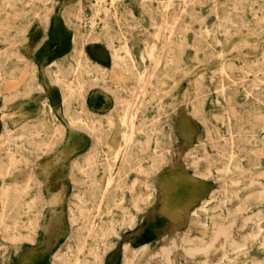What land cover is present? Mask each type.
Returning <instances> with one entry per match:
<instances>
[{"label": "rangeland", "instance_id": "374dc122", "mask_svg": "<svg viewBox=\"0 0 264 264\" xmlns=\"http://www.w3.org/2000/svg\"><path fill=\"white\" fill-rule=\"evenodd\" d=\"M164 248L264 264V0H0V264Z\"/></svg>", "mask_w": 264, "mask_h": 264}, {"label": "bare ground", "instance_id": "6f19581e", "mask_svg": "<svg viewBox=\"0 0 264 264\" xmlns=\"http://www.w3.org/2000/svg\"><path fill=\"white\" fill-rule=\"evenodd\" d=\"M103 1V0H102ZM113 3V1H112ZM184 3V2H183ZM180 17V16H179ZM143 45V44H142ZM126 50V48H125ZM70 58V57H69ZM142 59V57H141ZM143 61V60H142ZM112 63L114 64V67H118L120 64L118 63V55L116 53H114L113 57H112ZM229 64V63H227ZM135 79L138 82H141L142 79L138 78V76H135ZM109 80H111L112 82H114L117 86H120L122 87L123 85V78L122 76L114 71H111L110 72V75H109ZM76 83L75 82H71L69 83V85L67 86V92L68 94H73L75 91L77 92L78 94V97H80L81 99V105H80V109H86L88 108V105L87 103L85 102V97H84V93H85V90H84V87L83 85L78 82L77 78H76ZM100 89V88H99ZM132 92V91H131ZM130 92V93H131ZM104 93V92H103ZM103 95V94H102ZM106 95V94H105ZM107 97V96H106ZM47 104V103H46ZM126 106H129V104L127 103ZM50 108V107H49ZM128 109V108H127ZM181 111V110H180ZM65 117V116H64ZM114 117V116H113ZM185 118V117H183ZM188 118V116H187ZM119 119V118H118ZM126 119H127V114L124 116L123 120H122V123L123 124H126ZM186 119V118H185ZM182 120V119H181ZM121 121V120H120ZM178 121V120H177ZM183 121V120H182ZM179 122V121H178ZM181 122V121H180ZM115 123V121H114ZM120 123V122H119ZM187 123V122H186ZM189 123V122H188ZM180 124V123H179ZM120 125V124H119ZM183 125V124H182ZM188 124H185V126H187ZM67 126V125H66ZM181 126V125H179ZM133 127V123H132V120L129 122V128L132 129ZM65 128V127H64ZM115 129V127H114ZM181 129V128H180ZM183 129V128H182ZM181 129V130H182ZM133 130V129H132ZM117 131V130H116ZM121 137H120V145L119 147L116 149L115 151V154L116 156L120 154V152L122 150H125L128 148V144L132 138V132H123L121 133L120 132ZM117 136V135H116ZM115 138V137H114ZM59 139V136H57V140ZM107 141H109L107 139ZM116 141V140H115ZM106 142V141H105ZM117 142V141H116ZM187 144V143H186ZM109 145V144H108ZM111 149V148H110ZM112 150V149H111ZM116 159V158H115ZM177 170V169H176ZM179 173V172H178ZM108 183H107V187H109L111 185V183L113 182V179L111 177L108 178ZM159 216V215H158ZM152 219V218H151ZM155 224V223H154ZM142 228V227H141ZM93 231L92 227L88 228V233L90 234L91 232ZM135 235V234H134ZM220 238H223L224 240H228L230 238V229H229V225H227L226 223H222L220 225H218V227L215 229V233H214V241H217L219 240ZM182 243V246L186 252V254L188 256L190 255H194L198 252H201V253H206V250L207 249H201L199 246H196V245H193L192 243H189L187 240H182L181 241ZM121 248V247H120ZM169 249L168 248H164L160 254H159V257H158V260H159V263L158 264H171V260H169ZM116 256V255H114ZM113 260V259H112ZM111 260V261H112ZM113 262V261H112ZM111 262V263H112ZM110 264V263H109Z\"/></svg>", "mask_w": 264, "mask_h": 264}]
</instances>
